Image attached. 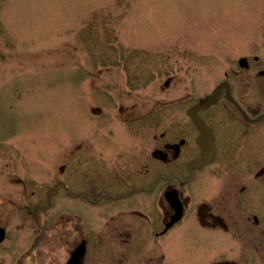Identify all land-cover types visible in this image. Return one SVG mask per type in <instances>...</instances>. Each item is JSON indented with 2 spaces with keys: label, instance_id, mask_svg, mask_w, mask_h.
<instances>
[{
  "label": "flooded vegetation",
  "instance_id": "af4514ba",
  "mask_svg": "<svg viewBox=\"0 0 264 264\" xmlns=\"http://www.w3.org/2000/svg\"><path fill=\"white\" fill-rule=\"evenodd\" d=\"M246 59L203 96L165 98L164 113L100 88L67 120L47 193L34 178H0V264H264V79L251 80L264 69L252 76ZM221 85L197 111L201 127L190 111ZM13 209L34 221V240H7Z\"/></svg>",
  "mask_w": 264,
  "mask_h": 264
},
{
  "label": "rangeland",
  "instance_id": "374dc122",
  "mask_svg": "<svg viewBox=\"0 0 264 264\" xmlns=\"http://www.w3.org/2000/svg\"><path fill=\"white\" fill-rule=\"evenodd\" d=\"M244 57L252 76L264 69V0H0V178H34L47 193L67 120L100 88L164 113L165 98L205 95ZM24 214L11 212L8 241L35 239Z\"/></svg>",
  "mask_w": 264,
  "mask_h": 264
},
{
  "label": "water",
  "instance_id": "95a60500",
  "mask_svg": "<svg viewBox=\"0 0 264 264\" xmlns=\"http://www.w3.org/2000/svg\"><path fill=\"white\" fill-rule=\"evenodd\" d=\"M247 63H248V61L246 58H242L239 61V64L242 66L247 65ZM222 87H224V85H221L216 91H214V93H212L211 95L202 99L201 102L197 106H195L194 109H192L190 111V114L193 116L194 121L196 123H198L199 125H201V127H202V125H204V122L198 117L197 111L202 107L209 106L210 104L216 102L218 97H219V93H220ZM211 157H212V152L207 151V149H206L204 152V157L202 158L201 161H199V164L208 163L211 160ZM177 219H178V216L173 218V222L177 221ZM3 239H4V233H3V230L0 229V240H3Z\"/></svg>",
  "mask_w": 264,
  "mask_h": 264
}]
</instances>
